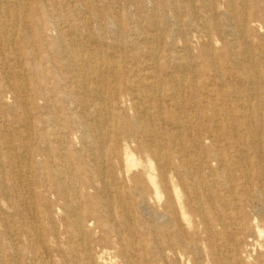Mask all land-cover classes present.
<instances>
[{"label":"rangeland","instance_id":"obj_1","mask_svg":"<svg viewBox=\"0 0 264 264\" xmlns=\"http://www.w3.org/2000/svg\"><path fill=\"white\" fill-rule=\"evenodd\" d=\"M0 1L8 2L7 5L0 4V20L9 22L3 33L13 41L10 44L4 42L0 31V165L7 166L5 150L8 149L11 150L13 166L8 172H15L11 174L13 181L19 182L20 170H26L28 154L34 168L33 171L28 170L25 183H21L22 190L27 192L26 200L32 205L16 204L11 188L0 186V244L4 260L7 259L4 264H124V261L128 264H150L145 261L148 257L159 258L161 255L164 259H159L157 264H179L172 248L164 240L158 243L157 251L151 255L137 251V244L163 235L158 229L160 224L156 222L159 213L167 212L170 220H175L169 197L175 201L176 190L191 225H197L198 218L193 214L186 190L178 179H186L184 163L191 167L192 181L199 180L204 186L216 187L217 195L226 200L223 204L226 211L221 217L230 228L225 238L212 243L215 253L219 257L226 256L230 261L231 254L225 251L229 245L233 246L234 240L241 258L250 251L255 257L264 253V233L261 237L250 221H244L251 229L249 237L239 235L230 239L236 230L235 224L240 223L238 214L233 212L241 203L232 205L240 200V192L253 194L258 187L264 191V156L251 153L238 157L241 147L235 144L242 129L232 127L231 135L224 133L228 131L224 126L233 118L242 116L246 117L252 131L264 132V53L257 50L259 41L264 42V26L258 22L259 19L250 28L253 41L250 42L254 44L251 58L257 65L259 93L249 101L247 110H243L241 103L246 102L243 99L238 101L236 109L232 96L234 86L243 89L238 84L241 74L246 76L245 73L250 71L247 58L241 47L231 48L233 36L221 32L227 28L226 23L208 8L213 6L221 12L226 0ZM58 2L62 4L60 9L54 6ZM261 2L263 0H248V11H259ZM16 5L21 7L16 8ZM84 5L87 7H82ZM13 12L18 14L16 20L11 17ZM156 16L158 18L154 19ZM33 19L38 20L35 26L31 23ZM152 21L154 25L150 24ZM109 25L113 30L110 31ZM210 38L213 42L210 48H206L209 55L202 49ZM58 39L85 56L83 69L101 67L100 70L104 71L106 68L102 61L110 60L113 71L119 76L104 95L107 108L101 113L102 93L94 88L93 82L97 74L88 73L86 79H90V88L84 113L95 124L88 133V139L72 123L81 115L83 107L72 93L69 72L62 68L66 60L60 48L56 49ZM21 63L28 67L26 71L21 70ZM215 70L219 76L215 75ZM18 72L22 74L14 75ZM25 79L26 83L35 84L28 85L26 89V98L29 97L33 103L26 116L18 112L13 90L14 85L24 83ZM38 80L45 85H37ZM191 83L194 87L188 89ZM159 84H163L160 91ZM130 85H134L132 92ZM118 88L119 96L111 100ZM193 99H196V105ZM248 99L246 97L245 100ZM145 111L151 117L150 130L159 136L157 143L160 145L152 144L154 147L150 149L143 145L146 134L139 123L140 117H146L143 116ZM101 114L110 119L103 121ZM25 118H28L29 128L22 122L17 123ZM42 134L47 136L55 154L50 152ZM176 134L183 136L182 142L185 143L191 142L195 136L207 140L203 147L184 149L180 158L173 155L166 169L174 176L168 181L169 193L163 189L161 178L156 177L161 192L157 202L144 185L150 162L155 175L160 174L161 163L159 160L155 162L157 159L150 150H159L162 145L167 147L165 151L173 152L168 140ZM19 136L23 142L17 140ZM252 137L251 132L243 143L249 145L255 139ZM87 145L93 146L92 153L87 151ZM100 148L106 155H111V166L99 153ZM207 148L211 151L210 156L202 151ZM124 149L140 162L128 174L124 173ZM110 169L115 172L114 179L109 175ZM2 173L10 182L5 168L2 170L0 166ZM103 181L109 185L108 188L104 187ZM58 184L72 190L69 197L57 189ZM233 189L236 190L232 193ZM70 204L78 208L74 215L64 210V206ZM103 204L104 207L101 206ZM244 212L249 215L251 209L244 206ZM230 213L233 214L227 219L225 214ZM76 222L86 226V232L81 236L74 228ZM260 229L264 230V226L260 225ZM195 242L198 243V239L194 233L177 241L176 250L179 249L183 255L180 264L198 261L193 250ZM133 246L136 252L131 251ZM199 248L203 254L202 264H208L205 258L209 248L207 251Z\"/></svg>","mask_w":264,"mask_h":264},{"label":"bare ground","instance_id":"obj_2","mask_svg":"<svg viewBox=\"0 0 264 264\" xmlns=\"http://www.w3.org/2000/svg\"><path fill=\"white\" fill-rule=\"evenodd\" d=\"M18 1H20V0H18ZM247 2H248V0H226L224 9L221 12H219L218 9L214 8L213 6H208V8H210L213 11L214 16L218 17L220 20H222L226 23L227 28L221 29V32L223 34H226V32H227L233 36V40H232L233 43H230V45L232 46L231 48L233 49L235 47H241L243 55L247 58V63L249 65L250 71H249V73H245L246 76H243V74H241L242 77L240 80V84H238V85H241L240 87L243 89L239 90V89L235 88V86H234V91H233V96H232L234 105L235 104L237 105V102L242 101V99L246 102V103H241L242 104L241 108L243 110H247L248 106H250L249 101L254 99L259 93V87H258L259 81L257 79V76L259 74L256 71L257 65H256V62H253V60L251 58L252 49H253L252 46L254 44H251V42H253V41H251V38H250V34H251L250 28H251V24L258 21V19H259L258 22H260L264 26V0H263V2H261V6H260L259 11H254V12L252 11L251 13L248 11V3ZM3 3H5V2L0 1V4H3ZM7 3L8 2H6L5 4L7 5ZM61 5L62 4L60 2L54 4L56 9H60ZM6 7H8V6H6ZM19 7H21V5H16V8H19ZM82 7L86 8L87 6L84 5ZM157 7H158V5H157ZM81 10H82V8H81ZM7 12H9V10ZM11 17L13 18V20H16L18 18L17 12L16 13L13 12ZM157 18H158V16H156V18L154 17V19H157ZM255 18H257V20ZM31 23L33 26H35L36 24H38V20L33 19V20H31ZM101 23H103V22H101ZM159 23H162V22H159ZM8 24H9V22H3L0 20V31H2V33L4 30V27ZM112 24H111V26H112ZM150 24L154 25L155 22L152 21ZM113 27H115V26H113ZM55 28H57V27H55ZM109 28H111L110 25H109ZM111 30H113V28H111L110 31ZM115 30H116V28H115ZM4 34L5 33H3V36H2L4 39L3 40L4 42H6L7 44H10L11 42H13V41H11L10 38L5 36ZM87 39H89V38H87ZM212 42H213V40L210 38L209 41L204 45L205 47L202 50H207L206 48H208V47L210 48ZM55 43L57 44L56 49L60 48L62 55L65 57L66 61H64L62 63V65H63L62 68H65L69 72V80L73 84L72 93L75 96L76 101L81 105V107H83L81 115L76 117L75 119H73L72 123L76 124L83 131L85 139H88L89 138L88 133L90 131H92V129L95 126V124L92 123L93 119L84 113V107L86 105L85 99L87 97L86 94L88 93L89 88H90V83H89L90 79H88V80L86 79L88 76V73H96L97 74L96 77L94 78L93 82L95 85L94 88H96V89L98 88L99 91H101V93H102L101 94L102 98L100 100L101 105L99 106V110L101 113H104L106 111V108H107L104 105L107 101V99L105 98L104 95L107 94V91L109 90L110 85L113 84V82H115V80L118 81L117 78H119V76L113 71L114 67H113V64L110 60L102 61V66L106 68L104 71L100 70L101 67L97 68V69H94L93 67H91L90 69L89 68L83 69L82 67H83V64L85 62V56L79 54L78 52H75V50L73 48L66 46L65 43L63 42V40L58 39V40H56ZM259 49H261V52L264 53V42L262 40H260L259 43L257 44V50H259ZM100 50H101V48H100ZM207 51L209 53V50H207ZM209 55H210V53H209ZM186 65L187 64H184V66H186ZM39 68H40V66H39ZM27 69H28V67H26L24 63H21V70L26 71ZM214 73H215V75H217L216 70ZM21 74H22V72H18V73H15L14 75L20 76ZM43 76L45 77V75H43ZM217 76H219V74ZM113 77H115L116 79H112ZM26 81H27V79H25L24 83L16 84L13 86L14 94H15L16 100L18 102V106H17L18 112L22 115H25V116L28 113H30L31 105L33 104L32 101L29 99V97L26 98V89H27L28 85H32V86L35 85L33 82H27L26 83ZM131 83H132V81H131ZM36 84L37 85H45V83L41 82L40 80H38L36 82ZM162 85L163 84H159V91H160V89H162ZM118 86L120 88L119 83H118ZM133 86L130 85L131 92H132ZM187 87H188V89L190 87L193 89L194 85L191 83ZM119 88L115 91L111 100H114V97L116 98L119 96V94H120ZM173 90L174 89L172 88L171 91H173ZM192 92L193 91L191 90L190 93L192 94ZM170 94H172V93H170ZM246 97L249 98L247 101L245 100ZM193 101H194L193 104L196 105V103H195L196 99H193ZM139 102H140V100H139ZM236 105H235V108L238 109L237 108L238 105L237 106ZM143 116L144 117L146 116V117L145 118L140 117V119H142V120L139 121L140 126L144 129V132L146 134V139L144 140L145 142L143 143V145L150 149L151 146L154 147V145H152V144H159V142L157 143L159 136L154 133V130H150V128H151V123H150L151 117L146 113V111L143 113ZM100 118L103 121H107L108 119H110V118H106V116L104 114H101ZM27 119L28 118L19 119L17 123L22 122L24 127L29 128L30 124L28 123ZM47 120H49V119H47ZM105 123H107V122H105ZM232 127H238L239 129H242L241 134H240V139L235 144V146L241 147V150L239 149L240 155L238 157L242 158L246 155H250L251 153H253L256 156L259 154L264 156V132L262 130H261V132L258 130L252 131L251 125L246 123V117H244V116H242L241 118H233L231 120V123H228L226 126H224V128L228 129V131L227 132L225 131L224 133H227V135H231L233 133V131L230 130ZM251 132L253 133V137L255 139L252 142H250L249 145L247 143H243L244 139L248 135H250ZM7 135L11 136L10 133H8ZM41 136L47 142V144H48L47 146L50 149V152L52 153L54 151L53 153L55 154V149L52 147L51 143L47 140V136L45 134H42ZM16 138L20 142L24 141L21 136L16 137ZM209 138H210V135H209ZM205 140H207V139H205ZM205 140L202 137L195 136V137L191 138V142L185 143V142H182L183 136L180 137L179 134H176V135H173L170 138V140H168V142H169L168 145L170 148H172L173 152L169 153V152L165 151L164 149H167V147L166 146L162 147V145H161V147H159V150L161 148V151L155 150V149L150 150V152L152 153V156L157 159L155 162L157 163V161L159 160L161 163L160 164V174L155 175V169L153 167L152 162H150L148 164V171H147L148 173H147V176L144 180V185H145L146 189L153 196V199L155 201L158 202V200L160 199V196H161L160 186H159L160 183L157 182V179H156L157 176H159L161 178V184L163 185V189L165 190V192L169 193L168 181L171 178L173 179L174 176L167 173L166 169H167V166L170 164V160H171V158H173V155H175L177 158H180L184 155L183 153L185 152L186 149L199 148L200 146L203 147V145H205ZM249 148L253 149V151L251 152V150ZM87 151L89 153H92L93 146L87 145ZM99 151H100L99 153H101L104 156V160L106 161V163L110 165V156L111 155H109V154L106 155L103 148H100ZM202 151L206 155L210 156L211 151L209 148H207V150H205V151L204 150H202ZM116 155L119 157L118 153ZM5 156L8 159L7 166H4L3 164H1L0 166H1L2 170L5 168L6 174L8 175L10 182H8L5 179V174L2 173V174H0V186H9L11 188L12 196H15V198L17 199L16 202L14 201L16 204L21 203V205H23V206H27L28 204L32 205L31 203H29L26 200V194L25 193H27V192H25V190H22L23 187L21 184V183H25L24 177L27 173H29L28 170L33 171V169H34L33 166L29 162V154H28V164L26 166V170H24V171L22 169L20 170L19 182L13 181L11 174H14L15 173L14 171H12L11 173L8 172V169H10V170L13 169V166L11 165V150H8V149L5 150ZM124 156H125V158H124V165H125L124 173L128 174L133 167L135 168L138 165H140L139 164L140 162L138 163L137 160L128 152L127 149H124ZM228 156L234 157L231 154H228ZM63 161L65 163V157L63 158ZM231 162L235 163V160H232ZM65 164L67 165V163H65ZM183 165L185 167L186 174H187L186 179L180 178V177L178 179L180 180V183H182L183 188L186 190V194L188 195V197H187L188 203H190V205H191V208L193 210V214L196 216V218H198L197 225L196 226L191 225V222L187 218V214H186V212L182 206L181 196H180L178 190H176L175 191V201H173L169 197V194H168L170 205H171L172 209L175 211V215H176L175 220L172 222L170 220V216H168L167 212L159 213L158 216L156 217L157 218L156 222L158 224H160L158 226V229L163 235L161 237L160 236L154 237L150 242L147 241V242L138 243L137 244L138 245L137 251H140L142 254H145V255L154 254L158 249V243L164 240V242L168 245V247L172 248V251H173L172 254L175 257L176 261L180 264L181 261L183 260V255H181L179 253V251H178L179 249L176 250V245H178L177 241L181 237H185L186 234L194 233L197 235V239H198V243L195 242L193 245V250L195 252L196 259L198 260L197 262H195V264H202L203 254L200 251L199 247H201L205 251H207V248H209V252L207 253V258H205V260L207 261L208 264H210V263L211 264H264V253H261L259 256L255 257L253 251H250L249 253H247L246 257H244V258L239 257V255H238L239 250L236 247V245H237L236 240H234L233 246L229 245L225 251V253L231 254V255H229L230 261L226 258V256L220 255L221 257H219L218 254L215 253V251L212 247V243L213 244L217 243L216 241L222 237L225 238L227 236V231L230 228V225L228 223H226L224 218L221 217V214L226 211L224 209V205H223L226 200L219 197V194L217 195V192H216L217 190L215 189L216 187L204 186L203 184L200 183L199 180L198 181L197 180L192 181L193 178L191 179V177H190L191 176L190 165L188 163L187 164L184 163ZM142 166H143V164H142ZM108 167L109 166H106V168H108ZM139 168H140V166H139ZM102 171L103 170H101V172ZM104 174H105V172H104ZM109 175H110V177L113 178V176L115 175V172L110 169ZM215 176H217V175H215ZM189 179L191 180V183L189 182ZM61 181H62V178H61ZM258 181L260 183L261 178H259ZM61 183H63V182H61ZM103 183L105 185L104 186L105 188L109 187V185L105 181H103ZM196 186H198L197 189H195ZM57 189L59 191L63 192L67 197H69V195L72 192V190L68 191L66 189V187L62 184H58ZM189 190L191 191V193H188ZM235 190L236 189H233L232 193L235 192ZM239 199L240 200L238 202L233 203L232 205H234V204L239 205V203H241V206L237 210H236V208H234V212H233V213H236L239 215V216L237 215V217H238L240 223L235 224L236 230L234 233L231 234L230 239H235L239 235L240 236H246V238L249 237V235L251 233V229L249 230V228H247V225L244 224V221L245 222H247V221L252 222L253 229H256V231L259 230L258 233L262 237L264 230L260 229V225H261V227L264 226V191L262 190V188L258 187L256 189L255 193H253V194L251 192H248V191L247 192H240V198ZM3 200H5V199H3ZM104 205L105 204H103L101 206L104 207ZM244 206H248L251 209V214L248 215L245 212L243 214V207ZM95 207L99 209V206H95ZM77 209L78 208H76V207L73 208V206H71V204L64 206V210L66 212L72 213V215L76 214ZM106 212H107V214H109L108 209L106 210ZM233 213L225 214V217L227 219L231 218V214H233ZM11 217H12V215H11ZM13 217H14V214H13ZM73 225H74L75 230L79 234V236L84 234L85 227H86L85 225L79 224L78 222L74 223ZM76 227H77V229H76ZM130 230H132V229H130ZM130 230H128V231H130ZM170 230H171V232H170ZM196 232H199V233L197 234ZM23 233H24V230H23ZM17 236H20V235H17ZM233 236H235V237H233ZM11 244H13V243H11ZM200 244H202L203 246H200ZM7 247H9V246H7ZM17 249H18V247H17ZM12 251L14 252L15 250H13V249L11 250V253L14 254ZM131 251L136 252L135 246H133ZM23 254H25V253H23ZM13 256H15V255H13ZM8 259H10V258H8ZM159 259L163 260L164 256L161 255L159 258H158V256H152V258H150V259L148 257V259H146L145 261L149 262L150 264H157V261ZM6 260H4L3 247L0 244V264H4V261H6ZM151 260H152V262H151ZM12 261H11V263H12ZM124 262H125L124 264L129 263L126 261H124ZM18 263H21V262H18ZM18 263H16V264H18Z\"/></svg>","mask_w":264,"mask_h":264}]
</instances>
